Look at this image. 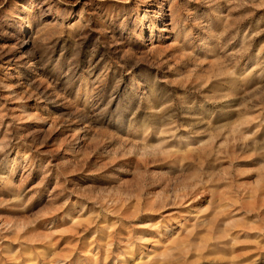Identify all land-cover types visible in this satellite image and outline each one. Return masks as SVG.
<instances>
[{
    "label": "rangeland",
    "instance_id": "374dc122",
    "mask_svg": "<svg viewBox=\"0 0 264 264\" xmlns=\"http://www.w3.org/2000/svg\"><path fill=\"white\" fill-rule=\"evenodd\" d=\"M0 264H264V0H0Z\"/></svg>",
    "mask_w": 264,
    "mask_h": 264
},
{
    "label": "bare ground",
    "instance_id": "6f19581e",
    "mask_svg": "<svg viewBox=\"0 0 264 264\" xmlns=\"http://www.w3.org/2000/svg\"><path fill=\"white\" fill-rule=\"evenodd\" d=\"M154 30H155V23H151L150 22V37H153V33H154ZM197 193V192H196ZM179 197H181V196H179ZM184 197V196H183ZM179 199H181V198H179ZM182 200H183V198H182ZM183 202V201H182ZM181 202V203H182ZM190 203L189 202H187L185 205L186 206H184V207H187V205H189ZM181 214H184V213H181ZM185 220V219H184ZM155 224V223H154ZM148 226V225H147ZM150 233V232H149ZM125 234V233H124ZM121 240V239H120ZM121 242V241H120ZM110 243V241L108 240L107 242H106V244H109ZM118 243H119V241H118ZM131 245V242H129L126 246H130ZM133 245V244H132ZM104 247V246H103ZM127 247V248H128ZM132 247V246H131ZM119 249H120V247H118ZM130 248V247H129ZM99 250H97L94 254H93V257L95 258V260L97 259V252H98ZM131 252V251H130ZM84 253V252H83ZM124 253V252H123ZM127 253V252H126ZM104 254H105V257H106V254H107V251H104ZM131 254H132V252H131ZM117 256V255H116ZM119 256V255H118ZM120 257V256H119ZM123 259V258H122ZM124 261V260H123Z\"/></svg>",
    "mask_w": 264,
    "mask_h": 264
}]
</instances>
